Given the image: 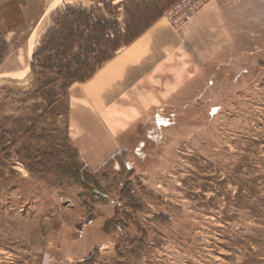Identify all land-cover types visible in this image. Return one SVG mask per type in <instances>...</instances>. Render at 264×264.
I'll return each mask as SVG.
<instances>
[{"label":"rangeland","instance_id":"374dc122","mask_svg":"<svg viewBox=\"0 0 264 264\" xmlns=\"http://www.w3.org/2000/svg\"><path fill=\"white\" fill-rule=\"evenodd\" d=\"M63 1L31 59L0 78V264H264V0H207L198 14L221 4L227 39L188 99L95 163L69 136L81 82L42 68L78 69L83 43L60 57L42 50L47 32L68 7L99 9L120 23L121 50L182 0ZM94 49L92 65L114 55Z\"/></svg>","mask_w":264,"mask_h":264},{"label":"crops","instance_id":"0c3cea01","mask_svg":"<svg viewBox=\"0 0 264 264\" xmlns=\"http://www.w3.org/2000/svg\"><path fill=\"white\" fill-rule=\"evenodd\" d=\"M59 3L64 1L0 0V78L19 73L25 51L35 49L43 17L59 10L53 9ZM223 9L210 5L178 30L157 21L81 83L69 136L85 159L99 162L112 139L119 143L154 113L181 108L211 62L213 42L227 39Z\"/></svg>","mask_w":264,"mask_h":264},{"label":"trees","instance_id":"16d2710c","mask_svg":"<svg viewBox=\"0 0 264 264\" xmlns=\"http://www.w3.org/2000/svg\"><path fill=\"white\" fill-rule=\"evenodd\" d=\"M96 12L100 15L96 16ZM111 14V16L115 18L117 17V14L114 11ZM63 22H65L66 26L63 28V31L59 30L56 32L55 30L53 31V29H50L47 32L46 37L44 38L46 41L43 43L44 46L42 47V50L44 48V51L48 50L49 53H55L61 57L62 53H59L60 50L62 52L65 49H70L68 44L74 40H78L79 45L81 41L83 45L78 47L79 53L77 54V57L74 58L75 66L78 69L70 68L69 65L64 67L51 62L49 63V66L42 68L51 71V73H53V70H58L60 71L58 75L62 74L64 78L70 79L74 83H85L98 71L100 67H102L104 63L111 60L112 57L119 51L121 45L116 43V39H119L122 36L119 33L120 23L116 19H108L107 16L99 9L92 11L84 8L80 9L72 7L67 8L62 24ZM112 36L115 38L113 41L111 40ZM103 42L111 45V50L114 52V55L100 60L97 64L92 65L90 62L91 59L86 57L85 54H94L95 46ZM132 42L133 41L129 44ZM66 45L68 48H66ZM72 47L75 48L74 45ZM62 68H64L65 71H62ZM85 70H87L88 75L83 73L85 76H82V71Z\"/></svg>","mask_w":264,"mask_h":264},{"label":"built area","instance_id":"2783aa9c","mask_svg":"<svg viewBox=\"0 0 264 264\" xmlns=\"http://www.w3.org/2000/svg\"><path fill=\"white\" fill-rule=\"evenodd\" d=\"M206 1L207 0H182L169 10L167 13V19L173 27L180 29L194 19L200 8L206 4ZM50 264L59 263L52 261Z\"/></svg>","mask_w":264,"mask_h":264},{"label":"bare ground","instance_id":"6f19581e","mask_svg":"<svg viewBox=\"0 0 264 264\" xmlns=\"http://www.w3.org/2000/svg\"><path fill=\"white\" fill-rule=\"evenodd\" d=\"M57 3V2H56ZM33 40V39H32ZM34 41V40H33ZM33 50H34V47L32 46V47H28V51H27V56L24 58V60L23 61H26V59L27 60H30L31 59V56H32V52H33Z\"/></svg>","mask_w":264,"mask_h":264}]
</instances>
